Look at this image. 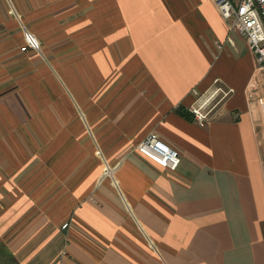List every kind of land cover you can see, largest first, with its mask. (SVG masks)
Wrapping results in <instances>:
<instances>
[{"label": "crops", "instance_id": "1", "mask_svg": "<svg viewBox=\"0 0 264 264\" xmlns=\"http://www.w3.org/2000/svg\"><path fill=\"white\" fill-rule=\"evenodd\" d=\"M0 264H264V70L212 0H0Z\"/></svg>", "mask_w": 264, "mask_h": 264}, {"label": "built area", "instance_id": "2", "mask_svg": "<svg viewBox=\"0 0 264 264\" xmlns=\"http://www.w3.org/2000/svg\"><path fill=\"white\" fill-rule=\"evenodd\" d=\"M231 32H237L247 41L254 53L259 67L264 70V0H212ZM232 41V38H228ZM24 45L20 50L41 53V43L30 30L24 28ZM219 49L222 45L218 43ZM195 101L188 106L187 112L201 126L211 122L219 109L235 93V89L215 79L212 87L204 93L193 90ZM136 150L153 160L160 166L175 171L181 163V155L177 149L165 142L156 132H151L137 145ZM109 170H107V173ZM68 227L67 224L64 228Z\"/></svg>", "mask_w": 264, "mask_h": 264}]
</instances>
